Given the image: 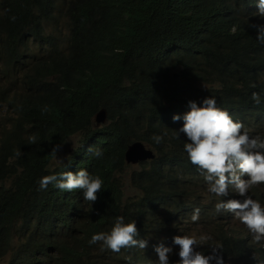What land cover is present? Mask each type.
<instances>
[{"label": "trees", "instance_id": "16d2710c", "mask_svg": "<svg viewBox=\"0 0 264 264\" xmlns=\"http://www.w3.org/2000/svg\"><path fill=\"white\" fill-rule=\"evenodd\" d=\"M59 2L51 0L54 11ZM229 5L228 0L225 3L224 0H198L177 11V7L167 0H136L122 17L124 29L116 34V38L109 35L101 23L79 33L71 57L54 81L43 80L28 68L22 77H16L23 63L31 65L21 50V40L16 34L12 35L7 54L0 59L1 100L8 102L13 113L24 106L29 114L26 116L51 133L53 145H59L61 149L60 142L67 137L68 124L58 119L62 107L44 97L40 86L63 85L73 99L81 102L87 114L95 112L101 105H109L111 117L121 120L112 121L104 139L111 138V142L104 145L102 156L90 159L95 166L91 170L103 181L98 195L100 201L95 205L99 207L97 211L84 200L80 190L72 191L69 196L52 184L41 190L38 181L48 174L44 159L48 145L20 144L19 157L23 158L19 164L25 170L16 175L10 186L0 185V258L11 254L8 264H63L64 259L72 264H101L93 258L95 253L118 264L147 262L148 250L138 248L117 253L101 242L90 245L89 240L95 233L107 229L117 217L137 222L144 232L153 231L154 234L168 226V221L162 218L163 212L174 220L181 212H192L188 199L192 191L186 184L190 180L183 178L191 177L194 171L183 159L181 135L185 134L177 131L183 127V115L191 110L189 102L183 105L185 98L190 97L189 101H195L199 106H203V101L190 87L188 92L181 87L191 77L200 78L198 69H202L205 62L199 61L197 67H193L198 60V45L205 34L224 26L226 22L217 21ZM3 6L7 11L6 18L20 20L24 7L20 0H8ZM238 21L231 19L225 26L229 28ZM126 47H130L127 52L117 50ZM97 58L100 61L94 66L93 61ZM60 61L58 51L45 59L51 67L58 66ZM231 61L235 72L248 73L252 87H264L263 58L237 60L232 57ZM211 63L203 68L208 77L215 75L214 68L209 66ZM177 65L182 66L179 78L168 72L173 67L178 68ZM18 80L25 87L24 91L15 88ZM101 85L106 87L101 88ZM235 86L238 88V84ZM134 91L144 100L133 106L125 96ZM200 93L210 95L229 109L239 106L236 98L214 86ZM244 99L250 100L246 96ZM135 111L138 116L136 128L129 124ZM233 111L239 112V109ZM174 115H180L181 119L174 122ZM3 125L9 137L13 136V129H25V122L20 117L6 119ZM110 134L115 136L112 138ZM154 136H163V140L156 143ZM137 139L156 146L158 154L132 171L131 185L127 186L126 177L117 174L127 168L125 151ZM69 169L74 166L65 164L61 171ZM14 173L16 167L0 159V181ZM37 200H42L47 207L45 223L31 220L36 209L33 202ZM17 235L24 237L18 244L14 241ZM238 242L244 243L242 239Z\"/></svg>", "mask_w": 264, "mask_h": 264}, {"label": "clouds", "instance_id": "9594fccd", "mask_svg": "<svg viewBox=\"0 0 264 264\" xmlns=\"http://www.w3.org/2000/svg\"><path fill=\"white\" fill-rule=\"evenodd\" d=\"M7 1L0 0V59L5 58L12 35L16 34L31 66L28 63L23 65L43 80L54 81L71 57L79 33L101 23L107 33L116 38V34L124 29L122 17L136 0H60L55 11L51 0H20L24 4L20 20L6 18L3 2ZM197 2L167 0V3L177 7V11ZM228 2L230 5L217 22L224 24L238 19V24L227 28L225 23L216 32L205 34L198 45V60L193 66L197 67L199 61H203L204 68L212 62L209 66L214 68L215 75L208 77L204 75L203 68L198 69L200 78L187 79L189 86L184 89L188 92L190 87L203 101V106H199L197 102L189 101L190 97L185 98L183 105L189 102L191 110L183 115V127L177 131L185 134L181 135L183 159L194 171L191 177L183 178L190 180L186 184L192 191L188 197L192 212H181L176 220L169 219L163 212L162 218L168 221V226L165 229L161 227L154 234L153 231L144 232L137 222L117 217L107 229L92 235L90 245L101 242L117 253L138 248L148 250L151 257L143 264H264V106H258L264 104V87H252L248 73L235 72L231 61L232 57L237 60L260 57L264 60V0ZM129 48L117 50L127 52ZM56 51L61 61L58 66L51 67L45 59ZM99 61L94 59V66ZM177 66L168 71L170 76L181 77L179 69L182 70V66ZM211 86L236 98L239 106L229 109L210 95L200 93ZM104 87L101 85V88ZM40 88L44 97L62 107L63 112L58 119L68 124L67 137L60 142L62 147L59 149V145H53L51 133L44 130L38 121L26 116L29 114L25 107L20 106L19 112L23 114L18 117L24 120L25 129H13V136L9 137L3 123L0 126V159L16 167V173L0 181V185L10 186L16 175L25 170L19 164L23 158L19 157L21 143L48 145L44 152L48 174L38 181L40 189L46 190L52 184L68 196L72 191L80 190L84 200L97 211L99 207L95 205L100 201L98 195L103 181L91 170L95 166L90 159L102 156L104 145L111 142V138L104 139L112 121L119 122L121 119L111 117L109 105H101L95 112L87 114L81 102L73 99L63 85H43ZM245 96L250 100H245ZM125 97L133 106L144 100L137 91ZM28 107L31 108V104ZM235 109L239 112H234ZM180 119V115L173 116L174 122ZM137 122L135 111L129 124L136 128ZM110 136L113 138L115 135ZM153 139L160 143L163 136H154ZM136 143L152 151L154 157L136 163L128 162L126 152ZM66 147L71 148L69 156L55 163V159L66 153ZM157 154L156 146L137 139L128 145L125 163L127 168L138 165L135 169H139L141 164L155 159ZM65 164L74 166V169L61 171ZM125 170L118 172L117 176H124ZM131 173L126 177L127 186L131 185ZM33 204L36 209L31 214L32 222L45 223L48 220L45 203L37 200ZM209 216L235 220L239 227L222 225L213 231L212 236H201L197 227ZM160 232L165 233L161 241L156 237ZM239 239L244 243L240 244ZM23 240L24 237L18 235L14 239L17 244ZM93 258L101 264H118L95 253ZM10 259L11 254H6L0 258V264H8ZM63 264L72 263L64 259Z\"/></svg>", "mask_w": 264, "mask_h": 264}, {"label": "rangeland", "instance_id": "374dc122", "mask_svg": "<svg viewBox=\"0 0 264 264\" xmlns=\"http://www.w3.org/2000/svg\"><path fill=\"white\" fill-rule=\"evenodd\" d=\"M25 68L26 67L24 65H21V68L18 70V74L16 75V77H22V73L24 72ZM188 86H189V81L187 80L185 82V84L182 86V89H186V87H188ZM15 88L18 89L19 91H22V90L24 91V89H25V87L24 88L22 87V83L20 80H18V82L15 84ZM18 116H19V112L13 113L12 109L8 106V102L2 101L1 95H0V126L2 123L6 122V119L12 120ZM76 139L79 140V137H77ZM70 149H71L70 147H66V149H65L66 153L61 155L60 158L55 159L54 162L59 163L63 159L67 158L69 156L68 152L70 151ZM130 166L131 167H128L124 172L125 177H127L133 169L138 167V165H130ZM222 225L223 226L231 225V226L239 227L238 223L235 220L226 221L223 218L209 216L206 218V220L203 224H201L197 227V231L199 232V234L201 236H212L213 231L218 226H222ZM156 237L161 241V239H163L165 237V233L160 232L157 234ZM166 237H167V234H166ZM5 261H6V259H5ZM2 264H4V263H2Z\"/></svg>", "mask_w": 264, "mask_h": 264}, {"label": "water", "instance_id": "95a60500", "mask_svg": "<svg viewBox=\"0 0 264 264\" xmlns=\"http://www.w3.org/2000/svg\"><path fill=\"white\" fill-rule=\"evenodd\" d=\"M154 154L150 150H146L141 143H136L130 146L126 152V158L128 162H139L148 158H153Z\"/></svg>", "mask_w": 264, "mask_h": 264}]
</instances>
